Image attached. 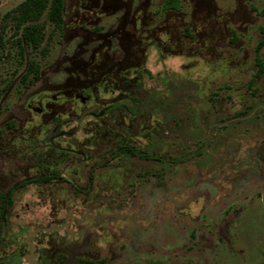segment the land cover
Wrapping results in <instances>:
<instances>
[{
    "label": "rangeland",
    "instance_id": "374dc122",
    "mask_svg": "<svg viewBox=\"0 0 264 264\" xmlns=\"http://www.w3.org/2000/svg\"><path fill=\"white\" fill-rule=\"evenodd\" d=\"M23 1L0 0V264H30V242L32 264H264V113L223 131L240 130L237 167L199 182L188 168L206 164L201 145L212 122L264 103L256 61L264 0H181L180 11L164 10L165 0H122L113 13L105 0H66L62 31L41 18L38 49L22 43L15 14L6 17ZM126 9L128 32L145 40L144 53L137 41L130 51L147 79L164 69L193 79L182 89L168 83L163 121L149 109L132 118L113 107L121 94L95 89L105 69L75 64L90 63L99 46L75 29H115ZM112 52L123 58L116 39ZM31 61L40 75L23 80ZM42 175L57 178L19 185ZM69 214L85 223L45 231Z\"/></svg>",
    "mask_w": 264,
    "mask_h": 264
},
{
    "label": "flooded vegetation",
    "instance_id": "af4514ba",
    "mask_svg": "<svg viewBox=\"0 0 264 264\" xmlns=\"http://www.w3.org/2000/svg\"><path fill=\"white\" fill-rule=\"evenodd\" d=\"M91 4H93L92 7L99 6L100 0H89ZM124 6H127V4H124L122 0H105L102 4L103 9H107L108 11H111V13L116 12L118 10H122ZM65 11V7H64ZM174 11V10H169ZM126 13V15H125ZM124 15L120 18V21L118 22V25L115 27V29H108L107 31L94 29L92 31L86 29V28H76L75 31H81L83 33L84 31L89 34L90 36H94V41L99 42V46H96L93 48V52L91 54V62H79L75 60V64H79L83 68L88 67H96L99 71L105 69V73L108 74V80L101 81L97 83L95 86V89L100 88L101 85H104L105 90H108L109 87L115 88L111 89V93L115 94L116 92H119L121 94V97L123 99L118 100L113 104V107L115 108H123L128 111L129 115L132 118H137L140 116L144 110H152L153 116H156L158 121L164 120V114L163 111L161 114L159 113L160 107H165V105L173 103L171 102L172 96L174 95V91L169 89L167 87L168 83L178 86L179 89H182L186 87L187 85H190L193 83V79L189 77H177L176 75H173L171 73H168L167 69H164L165 72L162 74L153 75L152 78L147 79V77L143 74V69L145 68L144 65L139 63L138 54H135L133 50L130 51V47L134 44V41H137L136 45H139L138 51H145L144 49V39L142 38H135L133 36L134 34H131L128 32V24H129V14L130 10L126 9V11L123 13ZM85 20L86 18L83 17ZM100 19V18H98ZM134 19H137L133 17L131 19V24L134 25ZM65 20L64 25L65 26ZM96 28V27H95ZM130 37H133L134 40ZM116 39L119 43L120 49L123 53V58L119 61L114 60V56H116L112 52V41ZM132 44V45H131ZM102 47H105L106 51H103ZM156 49L160 50V48L157 46ZM142 56V55H141ZM145 55L143 54V57ZM99 58L98 62L96 63V60ZM78 62V63H77ZM150 71V70H149ZM259 71V70H258ZM264 72V71H263ZM261 72V73H263ZM259 73V72H258ZM259 73V74H261ZM106 74L104 75L106 77ZM154 86L150 85L149 87L147 84H153ZM159 86V87H158ZM131 94H135L138 96H134L131 100L128 99ZM150 95L148 99H146L144 96ZM191 96H195V90L190 91ZM91 100V97H88L85 99V101ZM86 101V102H87ZM141 104V107L138 108V105ZM136 108V110H135ZM106 108H103V111H105ZM102 111V110H101ZM137 111V112H136ZM139 111V112H138ZM264 113V103L259 104L255 106L251 111L245 114H238L235 116H232L230 118L212 122L208 130L205 132V136L202 142L201 147L205 151V156L207 158L206 164L203 166L199 163H194L188 166L189 170L195 174V180L197 182L199 181H211L214 178L211 176L212 172L214 170H218L219 172H223L225 168H235L237 167L241 161V150L239 149V133L240 130L237 128V132H235L233 135L229 132L223 133L226 129H228L229 126L238 125L242 122H247L254 120L257 116ZM96 114L93 113V115ZM69 121V120H68ZM67 120H63L62 123L68 122ZM219 129L222 130V134L218 136V139H215L213 136V131ZM126 149H129L127 147L123 148L126 153H131L127 151ZM130 150V149H129ZM131 151V150H130ZM156 162H159L158 159H156ZM93 178V177H91ZM77 212H80V209H78ZM128 216V215H127ZM87 218H90L95 221H100L97 219V216H93L91 214H87ZM133 222L137 223V220L133 218L132 216H128ZM74 220L75 223L72 224V228H77V224H84L86 219H78L74 215H67L65 222L60 225L58 221L54 223L51 227H48L49 229H46V232H58L59 230H67L69 221ZM97 227V223L90 224L85 226L84 228H90V227ZM71 237L76 236L77 232L70 230ZM72 241V238L69 239V243ZM30 242V241H29ZM30 244V243H29ZM31 248V244H30ZM36 246L35 251L33 255L36 252ZM31 253V249L29 251V255ZM28 255V256H29ZM27 256V257H28ZM26 257V260H28ZM30 264L33 263L32 258L31 261L28 260Z\"/></svg>",
    "mask_w": 264,
    "mask_h": 264
},
{
    "label": "trees",
    "instance_id": "16d2710c",
    "mask_svg": "<svg viewBox=\"0 0 264 264\" xmlns=\"http://www.w3.org/2000/svg\"><path fill=\"white\" fill-rule=\"evenodd\" d=\"M66 0H24L12 12L7 13L9 17L12 13L18 21V29H22V43L31 46L33 49H38L44 40V28L40 25L41 18L46 14L47 19L52 23L56 30L62 31L64 25V6ZM182 8L181 0H165L163 9L180 11ZM1 42V38H0ZM1 44V43H0ZM264 45L262 42L257 48L256 61L259 66V73L264 71V60L261 59L260 49ZM30 75L33 78H38L40 68L35 61L28 64L26 75L23 80H26ZM130 152L129 149H126ZM55 175H42L23 180L19 185L24 186L31 183L49 182L56 179ZM6 197H3L5 202ZM20 260V258H17Z\"/></svg>",
    "mask_w": 264,
    "mask_h": 264
},
{
    "label": "water",
    "instance_id": "95a60500",
    "mask_svg": "<svg viewBox=\"0 0 264 264\" xmlns=\"http://www.w3.org/2000/svg\"><path fill=\"white\" fill-rule=\"evenodd\" d=\"M29 241H30V240H29ZM30 244H31V253H30V255L27 257V259L31 261V258L33 257V253H34V251H35V246H34L31 242H30Z\"/></svg>",
    "mask_w": 264,
    "mask_h": 264
}]
</instances>
